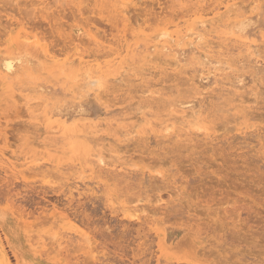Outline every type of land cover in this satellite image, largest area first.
<instances>
[{
  "label": "rangeland",
  "instance_id": "rangeland-1",
  "mask_svg": "<svg viewBox=\"0 0 264 264\" xmlns=\"http://www.w3.org/2000/svg\"><path fill=\"white\" fill-rule=\"evenodd\" d=\"M31 1L0 0V264H264V0Z\"/></svg>",
  "mask_w": 264,
  "mask_h": 264
},
{
  "label": "bare ground",
  "instance_id": "bare-ground-1",
  "mask_svg": "<svg viewBox=\"0 0 264 264\" xmlns=\"http://www.w3.org/2000/svg\"><path fill=\"white\" fill-rule=\"evenodd\" d=\"M30 1H31V0H30ZM32 1H33V0H32ZM32 1H31V2H32ZM60 1H61V0H60ZM96 1H97V0H96ZM101 1H102V0H101ZM111 1H112V0H111ZM111 1L108 0V2H111ZM116 1H119V0H116ZM122 1H123V0H122ZM124 1H125V0H124ZM130 1H131V0H130ZM182 1H183V0H182ZM3 2H4V1H3ZM12 2H13V1H12ZM16 2H17V1H16ZM16 2H14V3H16ZM54 2H55V0H54ZM56 2H57V0H56ZM56 2H55V3H56ZM70 2H71V1H70ZM70 2H69V3H70ZM93 2H94V1H93ZM98 2H99V1H98ZM104 2H105V1H104ZM112 2H113V1H112ZM112 2H111V3H112ZM126 2H127V1H126ZM128 2H129V1H128ZM128 2H127V3H128ZM190 2H191V1H190ZM240 2H241V1H240ZM61 3H62V2H61ZM65 3H66V2H65ZM94 3H97V2H94ZM111 3H110V4H111ZM118 3L120 4L121 2H118ZM118 3H117V5H118ZM243 3H244V2H243ZM33 4H34V2H33ZM101 4H102V3H101ZM122 4H123V2H122ZM122 4H121V5H122ZM129 4H130V2H129ZM183 4H184V2H183ZM234 4H236V3H234ZM234 4H233V5H234ZM31 5H32V4H31ZM112 5H113V4H112ZM123 5H125V4H123ZM126 5H127V4H126ZM130 5H131V4H130ZM181 5H182V4H181ZM231 5H232V3H231ZM233 5H232V6H233ZM99 6H100V5H99ZM119 6H120V5H119ZM241 6H242V5H241ZM105 7H106V6H105ZM109 7H110V6H109ZM124 8H126V6H125ZM227 8H228V7H227ZM234 8H235V7H234ZM251 8H253V6H252ZM254 8H256V6H255ZM101 9H103L102 6H101ZM197 9H198V8H197ZM228 9H229V8H228ZM228 9H227V11H228ZM236 9H238V11H239L240 8H235V10H236ZM258 9H259V8H257V10H258ZM232 10H234V9L231 8V11H232ZM225 11H226V10H225ZM252 11H253V10H252ZM254 11H255V9H254ZM196 12H197V11H196ZM200 12H201V11H200ZM187 13H188V12H187ZM187 13H186V14H187ZM194 13H195V12H194ZM225 13H226V12H225ZM227 13H228V12H227ZM230 13H231V12H230ZM234 13H235V11H234ZM197 14H198V13H197ZM236 14H237V13H236ZM236 14H234V15H236ZM187 15H188V14H187ZM193 15H194V14H193ZM218 15H219V14H218ZM229 15H230V14H229ZM238 15L241 16L239 12H238ZM43 16H44V15H43ZM99 16H100V15H99ZM45 17H46V16H45ZM107 17H108V16H107ZM190 17H191V16H190ZM217 17H220V15L217 16ZM217 17H216V18H217ZM229 17H230V16H229ZM46 18H47V17H46ZM207 18H208V17H207ZM207 18H206V19H207ZM112 19H113V18H112ZM209 19H211V18H209ZM212 19H213V18H212ZM236 19H237V18H236ZM239 19H240V18H239ZM215 20H216V19H215ZM197 21H199V20H197ZM207 21H209V20H201V21L198 22L199 24L196 23L197 26L200 25V26H202V28H204V29H202V28L200 27V30L202 29V32L205 31V26H206ZM211 21H213V20H211ZM195 22H196V21H195ZM208 23H209V22H208ZM212 24H213V23H212ZM215 25H216V23H215ZM228 25H229V24H228ZM7 26H9V25H7ZM112 26H114V25H112ZM23 27H24V26H23ZM178 27H179V26H178ZM227 27H228V26H227ZM5 28H6V27H5ZM179 28H180V27H179ZM179 28H176V29H179ZM198 28H199V27H198ZM198 28H197V29H198ZM168 29H169V28H168ZM188 29H189V28H188ZM191 29H192V28H191ZM193 30H194V29H193ZM177 31H178V30H177ZM189 31H190V29H189L187 32L185 31V35H184V36H190V37H187V38H189V41H187L186 43L189 42V44H194V43L198 42V44L200 45L199 41L201 40L200 42H203V39H204V38L201 39V36H203L202 34H205V33L199 34L200 32L198 33V31L195 32V33H193L194 31H196V30H194V31H191V32L189 33V35H188V32H189ZM212 31H213V29H212ZM158 32H159V31H158ZM167 32H168V31H167ZM167 32H166L165 30H164V31H160V32H159L160 34H157L156 37H157V38H161V39H162V37H163V38L167 37V39H168L167 42H168V41H169V38H170V35L168 36V33H167ZM178 32H179V31H178ZM2 33H3V32H2ZM5 33H6V32H5ZM26 33H27V32H25V35H26ZM30 33H31V32H30ZM162 33H163V34H162ZM0 34H1V33H0ZM1 35H2V34H1ZM27 35H28V34H27ZM140 35H141V34H140ZM140 35H138V36H140ZM158 35H159V37H158ZM3 36H4V33H3ZM3 36H2V37H3ZM29 36H31V34H30ZM184 36L182 35L183 38H184ZM4 37H5V36H4ZM8 37H9V36H8ZM18 37H20V35H19ZM34 37H35V36H34ZM34 37H33V38H34ZM37 37H38V36H37ZM182 37H181V39H183ZM26 38H27V36H26ZM157 38H156V39H157ZM172 38H173V36H172ZM239 38H240V37H239ZM20 39H21V38H20ZM30 39H31V38H30ZM30 39H29V40H30ZM1 40H2V39H1ZM23 40H25V38H23ZM32 40H33V39H32ZM171 40H172V39H170V44H171ZM183 40H184V39H183ZM30 41H31V40H30ZM159 41L161 42V40H159ZM204 41H205V40H204ZM28 42H29V41H28ZM23 43H24V42H23ZM26 43H27V41H26ZM33 43H34V42H33ZM64 43H65V42H64ZM206 43H207V42H206ZM124 44H125V43H124ZM198 44H197V45H198ZM203 44H204V43H202L201 45H203ZM161 45H163V44H161ZM172 45H173V43H172ZM180 45H181V44H180ZM187 45H188V44H187ZM208 45H209V44H208ZM22 46H24V44H23ZM34 46H35V45H34ZM64 46H65V45H64ZM155 46H156V45H155ZM155 46H154V47H155ZM175 46H176V45H175ZM1 47H3V46H1ZM18 47H20V46H18ZM32 47H33V46H32ZM36 47L38 48V46H36ZM122 47H123V46H122ZM178 47H182V45H181V46H178ZM197 47H199V46H197ZM197 47H196V48H197ZM204 47H205V46H204ZM204 47H203V48H204ZM61 48H62V47H61ZM172 48H173V46H172ZM249 48H250V47H249ZM65 49H66V48H65ZM65 49H64V51H65ZM121 49H122V48H121ZM204 49H205V48H204ZM204 49H202L201 51H203ZM209 50L211 51L210 48H209ZM50 51H51V50H50ZM61 51H62V49H61ZM40 52H41V51H40ZM117 52H118V51H117ZM121 52H122V50H121ZM55 53H56V52H55ZM204 53H205V50H204ZM59 54H60V53H59ZM65 54H66V53H65ZM118 54H119V53H118ZM41 56H43V54H42ZM61 56H62V55H61ZM76 57H77V56H76ZM193 57H194V56H193ZM42 58H43V57H42ZM50 58H51V57H50ZM58 58H59V57H58ZM58 58H57V59H58ZM204 58H205V57H204ZM44 59H45V56H44ZM58 60H59V59H58ZM65 60H66V59H65ZM65 60H64V61H65ZM70 60H71V59H70ZM70 60H69V61H70ZM47 61H48V59H47ZM69 61H66V63H68ZM79 62H80V61H79ZM109 62H111V61H109ZM6 63L8 64L7 67H6V69H8V70L10 71L11 68H12V64H9L8 61H7ZM42 63H43V60H42ZM48 63H51V64H52V63H53L52 59H51V62L49 61ZM66 63H65V64H66ZM71 63H72V62H71ZM60 64H61V63H60ZM83 64H85V66L88 65V64L86 65V62L83 63ZM83 64H82V62L79 63V65H83ZM91 65H92V64H91ZM68 66H69V65H68ZM83 66H84V65H83ZM95 66H96V65H95ZM109 66H110V65H109ZM114 66H116V64H115ZM69 67H70V66H69ZM72 67H73V66H72ZM87 67H88V66H87ZM102 67H103V66H102ZM46 68H47V67H46ZM58 68H59V67H58ZM60 68H61V67H60ZM64 68H65V66H64ZM90 68H91V70H92L93 67H90ZM95 68H96V67H95ZM44 69H45V67H44ZM55 69H56V68H55ZM81 69H82V68H81ZM85 69H86V68H84V69H82V70H85ZM105 69H106V68H105ZM24 70H25V69H24ZM27 70H28V69H27ZM86 70H87V69H86ZM86 70H85V71H86ZM91 70H90V69L87 70V74H88ZM94 70H95V69H94ZM49 71H50V70H49ZM85 71H83L82 73H84ZM88 71H89V72H88ZM96 71H97V69H96ZM105 71H107V70H105ZM47 72H48V71H47ZM60 72H63V71L61 70ZM80 72H81V71H80ZM97 72H99V70H98ZM210 72H211V71H208L207 74L209 75ZM92 73H93V72H92ZM112 73H113V72H112ZM61 74H62V73H61ZM80 74H81V73H80ZM84 74H85V73H84ZM87 74H86V75H87ZM95 74H96V73H95ZM77 75H78V74H77ZM79 76H80V75H79ZM87 76H90V75H87ZM205 76H206V75H205ZM75 78H76V77H75ZM72 80H73V79H72ZM75 80H76V79H75ZM88 80H93V78H92V77H91L90 79L88 78ZM97 80H99V79H97ZM93 81H94V80H93ZM92 85H93V84H92ZM10 86H11V85H10ZM77 86H78V85H77ZM85 87H86V86H85ZM99 87H100V86H99ZM99 87H98V85H97V86H96V89H97V88L100 89ZM75 88H76V86H75ZM77 88H78V87H77ZM78 89H79V88H78ZM91 90H92V89H91ZM78 91H79V90H78ZM101 93H102V92H101ZM78 94H79V93H78ZM81 97H82V96H81ZM96 98H97V97H96ZM192 98H193V97H192ZM193 99H194V98H193ZM98 100H99V99H98ZM186 101H187V100H185V102H186ZM190 101H191V100H190ZM144 107H145V106H144ZM139 108H140V107H139ZM142 108H143V107H142ZM144 109H145V108H144ZM142 110H143V109H142ZM193 112H194V111H193ZM193 112H191L192 114L188 112V116L191 115L190 118H193V116H194V113H193ZM130 114H131V113H130ZM143 120H144V119H143ZM168 125H169V127H168ZM168 125H167V127H165L166 129H168V128L170 129V127L172 126L171 124H168ZM166 129H165V131H166ZM169 129H168V130H169ZM163 132H164V131H163ZM166 133H167V132H166ZM84 142H85V141H84ZM86 143H87V142H86ZM82 147H83V146H82ZM99 156H101V155H99ZM240 157H241V156H240ZM102 160H103L102 158H99V163H103ZM97 162H98V161H97ZM94 164H95V163H94ZM98 165H99V164H98ZM94 166H95V165H94ZM99 167H100V165H99ZM94 169H95V167H94ZM244 171H245V170H244ZM246 171H247V170H246ZM250 172H251V171H250ZM99 173H100V172H99ZM245 174H246V173H245ZM247 175H248V174H247ZM243 176H244V175H243ZM245 176H246V175H245ZM249 176H250V175H249ZM187 202H188V201H187ZM198 203H199V202H198ZM199 204H200V203H199ZM180 205H181V204H180ZM206 205H207V204H206ZM200 206H201V205H200ZM232 206H233V205H232ZM178 207H179V206H178ZM184 207H185V206H184ZM203 207H204V206H203ZM203 207H202V208H203ZM209 207H210V205H209ZM209 207H208V208H209ZM204 208H205V207H204ZM204 208H203V209H204ZM172 209H174V208H172ZM172 209H171V212L173 211ZM193 209L195 210V208H193ZM214 209H215V208H214ZM233 209H234V208H233ZM209 210H210V209H209ZM209 210H208V212H209ZM134 211H135V210H134ZM178 211H179V210H178ZM181 211H182V210H181ZM189 211H190V210H189ZM189 211H188V212H189ZM211 211H212V208H211ZM213 211H214V210H213ZM130 212H133V210L130 211ZM135 212H136V211H135ZM135 212H134V213H135ZM143 212H144V211H143ZM173 212H174V211H173ZM173 212H172V213H173ZM176 212H177V211H175V213H176ZM230 212H231V211H230ZM167 213H168V212H167ZM172 213H171V214H172ZM181 213H183V212H181ZM181 213H178V214H180V215L182 216ZM184 213H185V211H184ZM184 213H183V214H184ZM211 213H212V212H211ZM156 214H157V213H156ZM171 214H170V211H169V215H171ZM186 214H187V212H186L184 215H186ZM188 214H189V213H188ZM213 214H217L216 211H215V213L213 212ZM218 214H219V213H218ZM132 215H133V214H131V216H132ZM173 215H174V213H173ZM173 215H172V216H173ZM190 215H191V213H190ZM237 215H239V214H237ZM137 216H138V215H136V217H137ZM167 216H168V214H167ZM167 216H166V217H167ZM172 216H171V217H172ZM181 216H180V217H181ZM194 216H195V215H194ZM196 216H197V214H196ZM224 216H225V214H224ZM133 217H134V215H133ZM133 217H132V218H133ZM164 217H165V216H164ZM178 217H179V215H178ZM210 217H211V216H210ZM214 217H215V216H214ZM219 217H220V216H219ZM228 217H230V216H228ZM239 217H240V216H239ZM239 217H238V220H239ZM167 218H168V217H167ZM172 218H173V217H172ZM176 218H177V216H176ZM186 218L188 219V216H187ZM191 218H192V217H191ZM191 218H190V220L193 219V218H192V219H191ZM197 218L200 219V217H197ZM217 218H218V216H217ZM235 218H236V217H235ZM169 219H170V217H169ZM181 219H182V218H181ZM199 219H197V222H198V223H199V221H200ZM214 219H215V218H214ZM232 219H233V218H232ZM232 219H229V220H232ZM174 220H175V219H174ZM174 220H173V221H174ZM176 220H178V219H176ZM185 220H186V219H184V221H185ZM188 220H189V219H188ZM194 220H196V219H194ZM198 220H199V221H198ZM211 220H212V218H211ZM211 220H210V222H212ZM218 220H219V219H218ZM238 220H237V221H238ZM165 221H166V220H165ZM167 221H168V220H167ZM171 221H172V220H171ZM194 222H195V221H194ZM202 222H204V221L201 220V222H200L201 224H200V223H199V224L202 225ZM157 223H159V222H157ZM157 223H156V224H157ZM187 223H188V221H187ZM212 223H213V222H212ZM234 223H235V222H234ZM159 224H160V223H159ZM163 224H164V223H163ZM191 224H192V223H191ZM203 224H205V223H203ZM220 224H221V223H220ZM236 224H237V222H236ZM206 225H207V224H206ZM212 225H213V224H212ZM214 225H215V224H214ZM214 225H213V226H214ZM160 226H161V224H160ZM194 226H195V225H194ZM208 226H210V225H208ZM238 226H240V225H238ZM180 227H181V226H180ZM222 227H223V226H222ZM226 227H227V226H226ZM187 228H188V227H187ZM193 228H194V227H193ZM201 228H206V227L204 226V227H201ZM207 228H208V227H207ZM207 228H206L205 230H208ZM211 228H212V227H211ZM214 228H216V226H215ZM223 228H224V227H223ZM231 228L233 229V227H231ZM239 228H242V227H239ZM219 229H220V228H219ZM227 229H228V228H226V230H227ZM232 229H230V230H232ZM211 230H214V229H211ZM215 230L217 231V228H216ZM228 230H229V229H228ZM228 230H227L226 234L229 232ZM236 230H237V229H236ZM242 230H243V229H242ZM216 231H215V232H216ZM223 231H224V230H223ZM223 231H222V232H223ZM232 231H233V230H232ZM234 231H235V230H234ZM238 231H239V230H238ZM238 231H237V233H238ZM203 232H204V229H203ZM212 232H213V231H212ZM212 232H211V234H212ZM215 232H213V233H215ZM219 232H220V230H219ZM229 233H230V232H229ZM229 233H228V234H229ZM239 233H240V232H239ZM191 234H192V233H191ZM194 234H195V233H193V235H194ZM201 234H202V233H201ZM211 234H210V238H211ZM217 234H218V233H217ZM224 234H225V233H224ZM229 235H230V234H229ZM232 235L234 236V233H232ZM238 235H239V234H238ZM253 235H254V234H253ZM195 236H196V234H195ZM215 236H216V235H215ZM226 236H227V235H226ZM236 236H237V235H236ZM240 236H241V235H240ZM191 237H192V236H191ZM217 237H218V236H217ZM217 237H216V238H217ZM224 237H225V236H223V237H221V238L223 239ZM238 237H239V236H238ZM246 237H247V236H246ZM230 238H231V235H230ZM230 238H229V239H230ZM233 238H235V236H234ZM239 238H240V237H239ZM186 239H187V238H186ZM229 239H228V240H229ZM236 239H238V238H236ZM188 240H189V238H188ZM210 240H211V239H210ZM210 240H208V241H210ZM212 240H213V239H212ZM220 240H221V239H220ZM225 240H226V238H225ZM225 240H223V241H225ZM228 240H227V241H228ZM186 241H187V240H185V242H186ZM251 241H252V240H251ZM213 242H214V241H213ZM221 242H222V241H221ZM225 242H226V241H225ZM188 243H190V240L187 241V244H186V243H183V242L180 243V244L178 243V244H179V248H180V245L183 247V244H185V245L187 246ZM248 243H250V242H248ZM252 243H254V242H251V244H252ZM255 243H256V242H255ZM190 244H191V243H190ZM223 244H224V242H223ZM231 244H232V243H231ZM235 244H236V243H235ZM257 244H258V243H257ZM212 245H213V244H212ZM212 245H211V247H212ZM224 245H225V244H224ZM259 245H260V244H259ZM3 246H4V245H3ZM229 246H231V245H229ZM234 246H235V245H234ZM262 246H263V245H262ZM192 247H193V246H192ZM213 247H215V246H213ZM216 247H219V246H216ZM223 247H224V246H223ZM225 247H226V246H225ZM231 247H233V245H232ZM236 247H237V246H236ZM252 247H253V246H252ZM254 247H255V246H254ZM185 248H189V247L187 246V247H185ZM247 248H248V247H247ZM18 249H19V248H18ZM182 249H183V248H182ZM260 249H262L261 246H260ZM15 250H16V249H15ZM180 250H181V249H180ZM183 250H184V249H183ZM250 250H251V249H250ZM262 250H263V249H262ZM26 251H27V250H26ZM34 251H36V250H34ZM189 251H190V250H189ZM201 251H202V250H201ZM204 251H205V250H204ZM204 251H203V253H204ZM218 251H219V250H218ZM232 251H233V250H232ZM258 251H259V253H260V250H258ZM263 251H264V250H263ZM13 252H15L14 254H15V256L17 257V264H22V261H23L22 258H21L20 260H18V259H19V258H18L19 256H17L16 251H14V249H13ZM19 252L21 253V251H19ZM196 252H197V251H196ZM199 252H200V251H199ZM199 252H198V253H199ZM208 252H209V250H208ZM208 252H207V253H208ZM210 252L212 253V251H210ZM210 252H209V253H210ZM223 252L225 253V251H223ZM242 252H243V251H242ZM20 253H19V254H20ZM41 253H42V251H41ZM198 253H197V254H198ZM201 253H202V252H201ZM205 253H206V252H205ZM205 253H204V254H205ZM224 253H222V254L225 255ZM247 253H248V252H247ZM250 253L252 254V252H250ZM228 254H229V253H228ZM43 255H44V253H43ZM198 255H199V254H198ZM207 255H208V254H207ZM207 255H206V256H207ZM209 255H210V254H209ZM223 255H222V256H223ZM233 255H235V254H233ZM257 255H258V254H257ZM257 255H256V257L258 258ZM263 255H264V254H263ZM8 256H9V255H8ZM40 256H41V255H40ZM231 256H232V255H231ZM236 256H237V255H236ZM243 256H244V255H243ZM245 256H247V255H245ZM245 256H244L243 258H245ZM204 257H205V255H204ZM211 257H212V259H213V256H210V258H211ZM253 257H255V255H254ZM3 258L5 259V255H4ZM231 258H232V257H231ZM231 258H230V259H231ZM237 258H238V256H237ZM179 259H180V258H179ZM182 259H183V258H182ZM206 259H207V258H206ZM208 259H209V257H208ZM239 259H240V258H239ZM242 260H243V259H242ZM263 260H264V257H263V259H262V262H263ZM157 261L159 262V260H157ZM171 261H172V260H171ZM171 261H170L169 263H171ZM211 261H214V260H211ZM219 261H220V260H219ZM229 261H230V262H229ZM229 261H228V262H229L228 264L231 263V260H229ZM246 261H248V260H246ZM255 261H256V259H255ZM255 261H254V263H255ZM173 262H174V261H173ZM159 263H160V262H159ZM169 263H167V264H169ZM177 263H179V261H178ZM224 263H225V262H224ZM233 263H234V261H233ZM233 263H232V264H233ZM259 263H260V262H259ZM259 263H258V264H259ZM157 264H158V263H157ZM160 264H161V263H160ZM163 264H164V263H163ZM174 264H176V263H174ZM180 264H183V263H180ZM209 264H210V263H209ZM211 264H212V263H211ZM247 264H249V263H247ZM255 264H257V263H255ZM262 264H263V263H262Z\"/></svg>",
  "mask_w": 264,
  "mask_h": 264
}]
</instances>
